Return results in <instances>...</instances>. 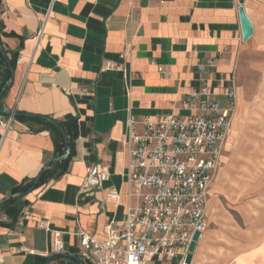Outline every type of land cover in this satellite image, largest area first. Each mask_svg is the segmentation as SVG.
I'll use <instances>...</instances> for the list:
<instances>
[{"label": "crops", "instance_id": "crops-1", "mask_svg": "<svg viewBox=\"0 0 264 264\" xmlns=\"http://www.w3.org/2000/svg\"><path fill=\"white\" fill-rule=\"evenodd\" d=\"M242 5L254 26L247 41L240 0H0L5 31L19 35L1 37L19 56L0 107L55 119L73 114L79 122L69 170L20 196L15 188L39 175L55 144L48 130L35 132L15 115L6 128L0 116V264H85L80 234L106 238L131 204L130 114L187 116L186 99L205 87L224 102L245 53L264 52V0ZM93 164L110 177L84 192ZM111 189L120 202L108 198ZM239 261L264 264V250Z\"/></svg>", "mask_w": 264, "mask_h": 264}, {"label": "built area", "instance_id": "built-area-1", "mask_svg": "<svg viewBox=\"0 0 264 264\" xmlns=\"http://www.w3.org/2000/svg\"><path fill=\"white\" fill-rule=\"evenodd\" d=\"M225 96L224 102L214 99L208 87L191 93L187 116L130 114L131 204L121 225H109L106 238L80 234L85 264H171L179 255V264H192L189 246L194 234L202 235L208 226L209 200L238 110L235 80ZM12 119L1 116V123L9 128ZM109 177L105 167L91 165L82 191L94 192ZM108 198L118 203L121 194L111 189ZM40 225L48 227L46 221ZM55 247L62 251V242L56 239Z\"/></svg>", "mask_w": 264, "mask_h": 264}, {"label": "rangeland", "instance_id": "rangeland-1", "mask_svg": "<svg viewBox=\"0 0 264 264\" xmlns=\"http://www.w3.org/2000/svg\"><path fill=\"white\" fill-rule=\"evenodd\" d=\"M262 61L264 52L249 51L238 68L240 109L192 264H240L245 253L264 250V65H252Z\"/></svg>", "mask_w": 264, "mask_h": 264}, {"label": "trees", "instance_id": "trees-1", "mask_svg": "<svg viewBox=\"0 0 264 264\" xmlns=\"http://www.w3.org/2000/svg\"><path fill=\"white\" fill-rule=\"evenodd\" d=\"M2 36H19L15 32H7L5 31V25L2 21H0V39ZM19 56V50H11L5 46L1 39L0 45V95L1 99L7 94L10 85L8 83L11 79V68L10 63L15 68L17 65V60ZM10 114L2 111L0 107V116H9ZM18 121H22L28 123L33 131L39 132L42 130H48L53 138L55 144V155L58 161L53 162L49 167L47 164L40 171L39 175L33 179H28L24 181L22 184L17 186L14 190V194H22L29 191L35 184L36 188L44 186L48 184L52 179H57L65 174L70 167V164L75 155V147H76V139L79 135V122L78 117L69 114L64 116L61 119H55L49 115H37L32 116L31 113L16 111V115L14 117ZM50 119H54L57 121L60 126L63 128L64 133L56 127L53 123H51ZM34 125H37L35 128ZM65 135L68 138V143L65 141ZM48 163V162H47ZM13 198H9L4 203L12 200Z\"/></svg>", "mask_w": 264, "mask_h": 264}, {"label": "water", "instance_id": "water-1", "mask_svg": "<svg viewBox=\"0 0 264 264\" xmlns=\"http://www.w3.org/2000/svg\"><path fill=\"white\" fill-rule=\"evenodd\" d=\"M240 3H241V6L239 7V11H240V20H241V25H242L243 39H244V41H247L254 34V26H253L252 21L247 16L244 6L242 5L244 3V0H240ZM0 45H1V39H0ZM9 65L11 68L12 75H11V79H10V82L8 83V85L11 84V82L14 79V75H15V68L12 66L11 63ZM0 97H1V95H0ZM2 111L6 112L10 115H16V112H13V111L8 110V109H2ZM31 115L37 116L35 114H31ZM50 121H51V123H53L56 127H58L64 133L63 128L60 126V124L57 121H55L54 119H50ZM65 141H66V143H68V138L66 135H65ZM58 160H60V159H58L56 156H53L48 161L47 167H49L53 162L58 161ZM35 188H36V184L29 191L20 194V196H24V195L32 192ZM13 196L14 195H10V198ZM200 238H201V232L197 231L194 234L193 240L189 246V251L191 252V254L195 253Z\"/></svg>", "mask_w": 264, "mask_h": 264}]
</instances>
